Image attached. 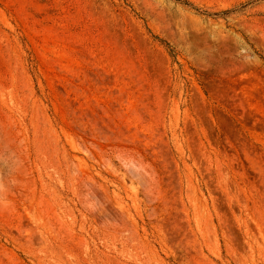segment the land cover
<instances>
[{
	"label": "rangeland",
	"instance_id": "374dc122",
	"mask_svg": "<svg viewBox=\"0 0 264 264\" xmlns=\"http://www.w3.org/2000/svg\"><path fill=\"white\" fill-rule=\"evenodd\" d=\"M190 1L0 0V264H264V0Z\"/></svg>",
	"mask_w": 264,
	"mask_h": 264
},
{
	"label": "trees",
	"instance_id": "16d2710c",
	"mask_svg": "<svg viewBox=\"0 0 264 264\" xmlns=\"http://www.w3.org/2000/svg\"><path fill=\"white\" fill-rule=\"evenodd\" d=\"M178 3H181L197 12H201V13H207V14H217V13H208L206 11H203L200 7H198L197 5H195L192 1L190 0H174ZM153 37L157 40H159L162 44H164V46L167 48L170 56L175 59L177 56V52L175 50V48L173 47L172 44H170L168 41L161 39L160 37H158L157 35H153Z\"/></svg>",
	"mask_w": 264,
	"mask_h": 264
}]
</instances>
